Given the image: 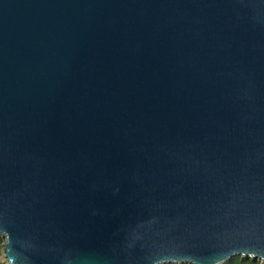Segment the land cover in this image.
<instances>
[{"label": "water", "instance_id": "obj_1", "mask_svg": "<svg viewBox=\"0 0 264 264\" xmlns=\"http://www.w3.org/2000/svg\"><path fill=\"white\" fill-rule=\"evenodd\" d=\"M6 264L264 262V0H0Z\"/></svg>", "mask_w": 264, "mask_h": 264}, {"label": "trees", "instance_id": "obj_2", "mask_svg": "<svg viewBox=\"0 0 264 264\" xmlns=\"http://www.w3.org/2000/svg\"><path fill=\"white\" fill-rule=\"evenodd\" d=\"M2 242H3V238L0 236V264H6V261L2 258ZM164 264H191V263L183 262V263H164ZM220 264H264V263L257 258H251L247 255L245 256L237 255L231 257L229 260H226Z\"/></svg>", "mask_w": 264, "mask_h": 264}, {"label": "rangeland", "instance_id": "obj_3", "mask_svg": "<svg viewBox=\"0 0 264 264\" xmlns=\"http://www.w3.org/2000/svg\"><path fill=\"white\" fill-rule=\"evenodd\" d=\"M4 259V258H3ZM264 263V262H263Z\"/></svg>", "mask_w": 264, "mask_h": 264}]
</instances>
